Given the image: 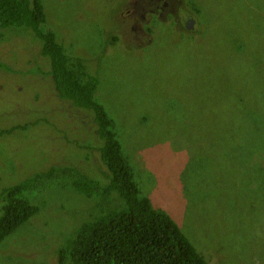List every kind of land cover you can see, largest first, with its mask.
I'll list each match as a JSON object with an SVG mask.
<instances>
[{
    "label": "rangeland",
    "instance_id": "374dc122",
    "mask_svg": "<svg viewBox=\"0 0 264 264\" xmlns=\"http://www.w3.org/2000/svg\"><path fill=\"white\" fill-rule=\"evenodd\" d=\"M38 1L43 30L97 76L139 196L205 262L264 264V0H181L193 30L152 20L140 46L130 0ZM47 72L30 30L0 28V131L14 129L0 135V191L51 166L106 181L91 113L57 98ZM30 198L38 210L0 241V264H57L72 229L106 205L62 182Z\"/></svg>",
    "mask_w": 264,
    "mask_h": 264
},
{
    "label": "trees",
    "instance_id": "16d2710c",
    "mask_svg": "<svg viewBox=\"0 0 264 264\" xmlns=\"http://www.w3.org/2000/svg\"><path fill=\"white\" fill-rule=\"evenodd\" d=\"M43 22L38 0H0V28L30 30L40 42V55L48 62L47 73L57 98L91 113L106 181L101 184L69 166H51L2 188L0 241L37 212L38 204L30 198V191L62 182L85 199L97 198L96 205L106 199V205L72 229L55 251L57 264H210L194 251L169 217L139 196L110 119L95 99L97 76L87 71L80 58L68 57L54 34L43 30ZM234 123L243 125L244 120ZM12 130L0 131V135ZM244 134L243 127L230 128L227 138ZM170 148L174 149L171 144ZM171 164L179 166L180 162Z\"/></svg>",
    "mask_w": 264,
    "mask_h": 264
},
{
    "label": "flooded vegetation",
    "instance_id": "af4514ba",
    "mask_svg": "<svg viewBox=\"0 0 264 264\" xmlns=\"http://www.w3.org/2000/svg\"><path fill=\"white\" fill-rule=\"evenodd\" d=\"M125 14L127 20H130L132 16L137 17L136 25L134 21L128 26V29L136 34L138 41L136 37L134 39L138 42V46L141 45L143 39L145 40L142 44L150 42L149 38L146 39V37L150 34L148 30L152 28V20L157 23L169 21L172 26H179L185 32L193 30L195 24L193 13L190 9L181 5V0H130L129 8L125 11ZM189 19L192 20L191 28L186 29L185 23Z\"/></svg>",
    "mask_w": 264,
    "mask_h": 264
},
{
    "label": "water",
    "instance_id": "95a60500",
    "mask_svg": "<svg viewBox=\"0 0 264 264\" xmlns=\"http://www.w3.org/2000/svg\"><path fill=\"white\" fill-rule=\"evenodd\" d=\"M191 19L188 20V22L185 23V28L190 29L191 28Z\"/></svg>",
    "mask_w": 264,
    "mask_h": 264
}]
</instances>
